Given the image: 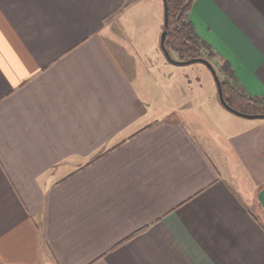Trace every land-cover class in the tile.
I'll return each instance as SVG.
<instances>
[{
    "label": "crops",
    "instance_id": "1",
    "mask_svg": "<svg viewBox=\"0 0 264 264\" xmlns=\"http://www.w3.org/2000/svg\"><path fill=\"white\" fill-rule=\"evenodd\" d=\"M146 1L0 0V264H264V119L166 112L164 53L110 32ZM190 20L264 97V0Z\"/></svg>",
    "mask_w": 264,
    "mask_h": 264
},
{
    "label": "rangeland",
    "instance_id": "2",
    "mask_svg": "<svg viewBox=\"0 0 264 264\" xmlns=\"http://www.w3.org/2000/svg\"><path fill=\"white\" fill-rule=\"evenodd\" d=\"M142 4L135 5L131 10L126 11L124 15H120L119 18H123L122 20L124 23L118 25L115 20V23L110 26V32L111 34H121L124 36L122 39L124 42H122L123 44L121 43V45L126 50H142V52H150V50L154 48L158 53H162L161 35L164 31V13L162 14L161 19L160 11L156 8L157 4L152 0H147L143 4V7ZM170 52L173 59L176 61H182V57L176 51L170 49ZM204 56H207L206 51L204 52ZM209 58L217 72H219L218 75L220 74L219 76L222 79L227 78V75L222 71L223 64L219 59L215 57ZM169 63L168 65L174 68V72L173 74L172 72H168L165 76L169 82L167 88H169V96L172 98V101L168 102V105L163 107L165 111L175 108V111H182L186 114H190L193 119L199 117V119H202L206 125L214 123L215 120L217 122L212 126V131L217 132L222 137H227L228 133L233 131L231 128L238 124L240 119H245L228 111L223 106H220L218 102L219 98H217L218 94L215 95L218 99V108L216 109L218 112L212 113V107L209 106L208 102L205 100H209V98L212 97L213 89L217 92L218 88L216 84H213L216 82L206 65L200 62H195L189 65H176ZM145 76H148V74L144 75V77ZM207 82L212 83V89L211 86H208ZM210 92L212 93L210 94ZM195 98L205 100H201V105H199L195 102ZM190 125H193L195 129L197 128L196 131H199V127L204 129V125L198 120H194Z\"/></svg>",
    "mask_w": 264,
    "mask_h": 264
},
{
    "label": "trees",
    "instance_id": "3",
    "mask_svg": "<svg viewBox=\"0 0 264 264\" xmlns=\"http://www.w3.org/2000/svg\"><path fill=\"white\" fill-rule=\"evenodd\" d=\"M194 1L167 0L169 7V26L165 46L169 52L170 49L176 51L182 57V61L198 58L211 61L209 57H214V52L197 35L193 23L190 20V13ZM205 51L207 56H204ZM222 71L227 75L225 79L219 76L227 104L234 110L246 115H264V97L253 96L237 88L231 82V79L234 78V72L228 63L222 65Z\"/></svg>",
    "mask_w": 264,
    "mask_h": 264
},
{
    "label": "water",
    "instance_id": "4",
    "mask_svg": "<svg viewBox=\"0 0 264 264\" xmlns=\"http://www.w3.org/2000/svg\"><path fill=\"white\" fill-rule=\"evenodd\" d=\"M168 26H169V7H168L167 0H164V27H165V29L161 35V49H162L166 59L170 63L176 64V65H189V64H192L195 62H200L202 64H205L210 69V71L214 77V80H215L217 88H218V96H219L220 103L225 109H227L228 111L233 112V113H235L241 117L250 118V119H256V118L264 119V115H246V114H243V113H240V112L234 110L233 108H231L227 104V102L225 101V98H224V93H223V88H222V83H221L220 77L217 73V70L215 69V67L213 66V64L210 61L203 59V58L191 59L188 61H176L175 59H173L169 50L165 46V41H166V37H167V33H168V31H167Z\"/></svg>",
    "mask_w": 264,
    "mask_h": 264
}]
</instances>
